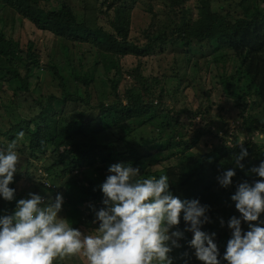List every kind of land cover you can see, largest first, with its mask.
<instances>
[{"label":"trees","instance_id":"obj_1","mask_svg":"<svg viewBox=\"0 0 264 264\" xmlns=\"http://www.w3.org/2000/svg\"><path fill=\"white\" fill-rule=\"evenodd\" d=\"M81 1L82 15L66 0H0V88L6 83L15 97L8 106L2 105L9 114L7 127L0 126V145L6 146L17 139L18 154L26 156L27 153V164L34 158L41 167L39 177L35 176L37 181L27 174L30 186L24 195L17 193L14 175L9 186L15 189V198H26L29 192L40 190L39 194L47 192L54 197L55 187H61L69 199L64 218L75 228L94 227L91 223L94 210L103 207L98 185L107 175L109 164L127 159L140 168L142 177H148L153 172L148 169L151 162L163 163L160 172L169 177L174 195L198 199L210 206L208 214L212 222L203 225L202 230L217 227L218 249L222 255L225 248L221 245L230 235L219 225V213L225 217L222 210L228 206L235 209L230 199L234 185L262 179L249 170L264 159V148L251 139L255 130L264 133V0H252L250 9V5L244 4L246 0H228L235 2L239 12H217L212 8V0H195L193 9L184 5L186 0H168V3L158 0L167 6L168 17L161 22L153 18L156 28L146 31L143 44L130 37L131 10L139 0L101 1L105 12L113 11L112 19L108 20L111 29L99 25L97 18L87 17L94 13L99 0ZM146 8L152 11L153 7L146 4ZM7 10L27 18L40 30L70 42L72 47L61 43L59 57L42 67L32 41L24 49L7 33L4 28ZM84 43L96 51L92 60L89 57L83 61L84 54L75 50L77 44ZM168 47L181 60L176 62V72L166 77L174 76L180 83L183 80L181 64L185 74L189 70L196 73L201 68V57L194 52L195 48L202 52L200 56L210 50L205 54L207 64L210 60L217 65L228 58L234 59V71L220 74L219 84L221 96L227 102L232 100L233 107L239 109L241 123L238 131L231 134H227L229 127L226 126L206 151L193 150L194 142L172 130L177 120L164 105L165 88L157 87L160 79L165 81L164 75L145 76L137 65L125 71L129 79L122 77L120 60L123 57H143ZM43 71L56 82L53 88L43 90L32 81ZM18 95L30 98L27 115L16 114V108L9 109ZM218 106L222 111L226 108ZM73 110L77 114L73 115ZM204 113L207 109H197L191 116ZM83 115L88 118L76 123L74 118ZM18 132H23V136L17 138ZM98 136L105 138L97 143ZM227 138L231 139L230 143ZM241 138L248 149V156L241 161L243 168L233 163L234 154L240 150L235 145ZM227 168H233L235 176L228 188H222L216 177ZM0 205L2 214L11 213L15 200L2 199ZM177 227L184 228L182 219ZM188 239L191 233L185 232L179 241L181 247L169 253L179 257L176 264H182L189 257L188 264H195L193 250L186 244ZM185 252L188 257H182Z\"/></svg>","mask_w":264,"mask_h":264},{"label":"clouds","instance_id":"obj_2","mask_svg":"<svg viewBox=\"0 0 264 264\" xmlns=\"http://www.w3.org/2000/svg\"><path fill=\"white\" fill-rule=\"evenodd\" d=\"M16 135L22 137L23 132ZM237 145L240 150L233 163L243 168L241 161L248 149L243 139ZM19 160L17 139L0 145V199L15 200L11 213L0 214V264H56L71 257H82L86 264H173L169 253L181 247L185 232L191 233L186 240L191 255L202 264H221L222 260L264 264V219H258L264 213V159L249 170L262 179L237 183L230 196L239 215L227 220L230 238L222 256L214 242L216 233L202 230L212 222L210 206L174 195L166 174L142 177L140 168L131 162L109 164L98 185L103 207L94 210L91 223L96 227L85 232L58 216L63 203L60 192L54 197L29 192L26 198H15V189L9 185L19 170ZM233 176V168L225 169L216 177L218 185L228 188ZM181 219L183 229L177 227ZM242 222L247 230L242 229ZM219 223L224 226L223 218ZM181 255L188 257L187 252ZM189 258L182 264H188Z\"/></svg>","mask_w":264,"mask_h":264},{"label":"rangeland","instance_id":"obj_3","mask_svg":"<svg viewBox=\"0 0 264 264\" xmlns=\"http://www.w3.org/2000/svg\"><path fill=\"white\" fill-rule=\"evenodd\" d=\"M66 1L68 3H72L75 6V11L79 15H82L84 6L81 0ZM101 1L103 0H99L95 5L96 10L94 11V13L87 15V17L91 20L97 18V22L99 25L105 27L106 29H109L110 27L108 24V20L112 19L113 11L107 10V12H105V6L103 8ZM168 2L169 1L166 0V3ZM163 3L159 2L158 0H139L135 4V7L131 10L130 37L136 43L143 44L146 41V31L156 28L154 26V23L156 22L153 18L161 22L165 21L166 17H168V8ZM146 4L152 5V11L147 10ZM244 4L250 5L249 9L253 6L252 0H246ZM184 5L193 9L195 0H186ZM211 5L213 10L217 12H234V10H236V12H239V8L235 6V2H230L228 0H212ZM89 12L91 13V10H89ZM4 17L6 20L4 22V28L6 29L7 33H11L13 37L19 41V44L22 48L25 49L26 43L28 41H32L34 51H36V53L38 54L39 61L42 67L47 62L49 63L55 61L59 57V53L61 52L59 51L61 43H68L69 45H71L70 47H72L73 45L62 38L56 37L48 31L40 30L27 18L19 15L18 13H14L12 10H7ZM166 21H168V18ZM75 50L76 52L78 51V53L80 52L81 54H84V56L82 57L83 61H85L86 59L89 60L90 58L92 60V58L96 56V51L90 44H77L75 46ZM157 51L158 52L156 53H151L143 57H135L131 55L123 57L120 60V64L123 70L122 77H124L125 79H129V75L125 71L134 68L137 65L145 76L164 75V77H166L173 71L176 72V62L177 60H181V56L172 52L170 47L166 48L163 52H160L159 49H157ZM209 51L206 50L204 55L200 56L202 52L197 48L194 49V52L199 55V57H201V59L199 60V65L201 68L200 70L196 71V73H193L191 70H189L188 73L185 74L183 72L184 67L181 64L179 67L180 71L183 73L180 74L183 78L181 83L177 80L176 77L170 76L166 77L165 81L160 79L161 82L157 86L165 88L166 93L163 97L165 103L164 105L166 106V109L171 111L169 112V115L173 116V119L177 120L174 124V129L172 130L174 131V133H179L180 135H182L183 139L187 138V141L194 142L195 144L193 150L198 149L199 151H206L208 148H210L213 141L215 140L216 135H222L226 126L229 127L227 134H231L238 131L239 125L241 123V120L239 119V109L233 107L234 103L232 100L228 102L225 101V98L221 96L219 84L220 74L223 73L227 75L234 71V59L228 58L224 62H220L217 65L213 64V62L210 60L209 64H207L205 54L209 53ZM69 55L73 57L72 51H70ZM32 81L37 82L43 90L47 89L48 87L54 86L53 83H56L51 79V76L47 71L41 72L39 76H34L32 78ZM120 84L121 91L122 83ZM175 89L177 90L175 91ZM25 97L27 96L18 95V98L15 101L16 104L14 103V105L9 106V109H12L13 107L16 108V114L27 115L29 110L27 103L30 101V98ZM14 99L15 97L13 95L12 89L6 83H3L0 88V122L2 123H0V126L6 124L7 127L8 125L7 118L9 112H7L8 110H4L2 105L8 106V104H11ZM218 104L226 107L225 110H220ZM72 109V107H68V110ZM197 109H199V111L207 109V113L196 114L192 117L191 114H193ZM252 110H257V108H253ZM247 112L249 111L247 110L245 113ZM72 114L75 115L77 113L75 110H73ZM82 114L83 113H81L80 115ZM258 116H260L259 113ZM87 118L88 117L83 115L74 119L76 123H80L82 122V120H86ZM260 120H263L262 117L259 118V121ZM166 122H168V119H166ZM229 136L230 138H232V135ZM103 138L105 137L98 136L95 139L98 143L102 142ZM248 138H250V136H248ZM251 139H254V141L257 142L259 146L264 148V133L255 130L251 135ZM227 142L230 143L231 139L227 138ZM25 155L26 156L19 155L20 160L17 166L19 170L14 173L15 177H17L15 188L17 190V193H21L22 195H24V190L30 186V183L27 180V174L29 173L30 175H33L32 178L34 179L32 180L37 181V179H35V176L39 177V173L41 171L39 161H34L33 158V161L28 162L27 164V153H25ZM117 162H131V164L133 165V162L127 159H123ZM162 164L159 162H151V164L148 166V169L153 171L150 176L155 175L158 177L159 175H161L160 170ZM133 166L135 167V165ZM235 186L236 185H234L233 188H235ZM55 189V193L60 192L63 195L62 208L58 213V216L64 218L65 211L69 206V199L64 196L61 187L56 186ZM40 192L41 190L38 193ZM1 201L2 199H0V203ZM232 203L234 204L235 202L233 201ZM222 213L226 216L223 217L222 214L219 213L218 221L219 218H223V220L225 221V224L223 226L225 227L224 231L226 233H229L230 235V229L227 228V220L233 215H239V213L233 207L229 206L222 210ZM0 214H2L1 205ZM258 219H264V213H261V216ZM94 227H79V229L86 232L93 229ZM241 227L243 230H247V225H245L244 222L241 223ZM216 229L217 227L213 226L207 232L216 233ZM217 240L218 235L216 233L214 242L219 248ZM226 242L221 245L223 248H225ZM170 256L173 257V264H176V260L179 257L175 256L174 254ZM192 261L195 264L201 263L195 258H193ZM56 264H86V261L82 257H71L65 258L63 260H58ZM221 264H226V262L222 260Z\"/></svg>","mask_w":264,"mask_h":264}]
</instances>
